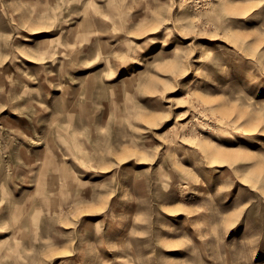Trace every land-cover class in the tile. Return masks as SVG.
<instances>
[{
	"label": "rangeland",
	"instance_id": "374dc122",
	"mask_svg": "<svg viewBox=\"0 0 264 264\" xmlns=\"http://www.w3.org/2000/svg\"><path fill=\"white\" fill-rule=\"evenodd\" d=\"M0 264H264V0H0Z\"/></svg>",
	"mask_w": 264,
	"mask_h": 264
}]
</instances>
